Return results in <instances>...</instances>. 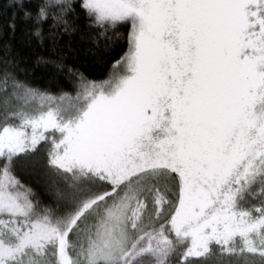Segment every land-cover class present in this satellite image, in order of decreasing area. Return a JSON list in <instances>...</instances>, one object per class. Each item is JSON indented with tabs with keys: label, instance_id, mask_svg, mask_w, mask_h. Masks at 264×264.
<instances>
[{
	"label": "snow or ice",
	"instance_id": "6c2138e0",
	"mask_svg": "<svg viewBox=\"0 0 264 264\" xmlns=\"http://www.w3.org/2000/svg\"><path fill=\"white\" fill-rule=\"evenodd\" d=\"M0 18V264H264V0H0ZM18 27L47 49L31 65Z\"/></svg>",
	"mask_w": 264,
	"mask_h": 264
},
{
	"label": "trees",
	"instance_id": "16d2710c",
	"mask_svg": "<svg viewBox=\"0 0 264 264\" xmlns=\"http://www.w3.org/2000/svg\"><path fill=\"white\" fill-rule=\"evenodd\" d=\"M0 28H4L6 31V25L4 23V19L0 18ZM27 36L23 35L21 33V29L18 27L17 34L13 38V44L14 47L21 50L22 54H26L28 59L27 63L31 65L32 63V57L34 55H39L42 51L46 52L47 49H41L39 46H34V50L32 52L28 51V48L26 46ZM87 48L86 42H81V51L77 54V60L76 62L80 65L82 70H84L87 74L90 76L99 77L102 72L103 68L94 62L93 55L90 51H84L83 49ZM71 59V58H70ZM35 84L40 86H46L47 85V77L44 75V70L37 67L34 69V72L32 76L30 77ZM17 174L20 176V178L26 182L31 184L33 187L38 188V185L36 183V180L33 176H31L26 170H24L22 167L17 169Z\"/></svg>",
	"mask_w": 264,
	"mask_h": 264
}]
</instances>
